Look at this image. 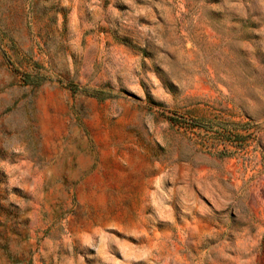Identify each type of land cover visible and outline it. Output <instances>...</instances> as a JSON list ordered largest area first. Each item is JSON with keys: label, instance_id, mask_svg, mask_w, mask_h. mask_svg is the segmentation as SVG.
I'll return each instance as SVG.
<instances>
[{"label": "rangeland", "instance_id": "374dc122", "mask_svg": "<svg viewBox=\"0 0 264 264\" xmlns=\"http://www.w3.org/2000/svg\"><path fill=\"white\" fill-rule=\"evenodd\" d=\"M0 264H264V0H0Z\"/></svg>", "mask_w": 264, "mask_h": 264}]
</instances>
